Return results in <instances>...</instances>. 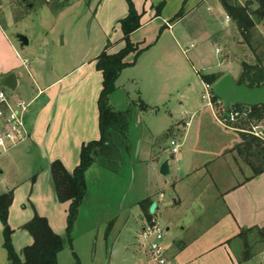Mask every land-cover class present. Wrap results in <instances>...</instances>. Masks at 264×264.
I'll use <instances>...</instances> for the list:
<instances>
[{
    "label": "rangeland",
    "instance_id": "rangeland-1",
    "mask_svg": "<svg viewBox=\"0 0 264 264\" xmlns=\"http://www.w3.org/2000/svg\"><path fill=\"white\" fill-rule=\"evenodd\" d=\"M20 1L0 0V23L25 61V65L18 68L19 87L9 92L14 99L29 103L37 95L38 88L63 77L83 61H91L107 44V53L113 54L109 39L115 40L116 52L125 47L124 41L118 39L122 34L119 27L106 15L105 5L108 0H33L35 7L32 10H27ZM119 1L126 5L125 0ZM247 1L231 0L232 4L241 7H247ZM143 2L136 0V8L140 13ZM258 9L256 2L250 7L251 13ZM96 11L100 12L98 17L95 16ZM226 15L219 13L212 4L205 5L197 14L175 26L173 34L180 47L174 49V46H170L163 58L157 48L146 55L148 58H161L160 65H146L151 71L149 80L161 86L163 99L156 106L159 111L147 112L145 116L138 111L140 119L133 118L134 123L132 121L129 127L130 137L126 141L119 139L123 141L122 145H117L118 148H114L110 156L106 157L111 162L95 167L87 177L88 195L72 233V247L67 246L59 253L58 264H77V258L80 264H157L151 258V262H148L149 249H146L147 255H139L138 259L134 250L130 249V245L137 246L142 225L134 204L142 201L144 195L151 191H155L158 198L164 192L167 204L172 202L175 195L171 188L158 185L154 172L141 165L143 160L148 159L152 148L156 151L160 145L168 148L172 139H178L179 136H171L172 133L168 131L170 125L187 122L197 110L203 111L205 116H211L207 101L203 99L202 76L222 71L238 83L244 63L256 64L259 59L264 61L263 22L259 23L256 16L252 15L256 27L249 43L232 19L226 23ZM106 21L107 26L103 24ZM157 24L162 25L161 22ZM154 26L137 33L132 41L142 42L146 37L147 42L142 46L156 43L161 34L158 31L160 27L156 30L157 25ZM18 34L28 37L27 47L21 45ZM160 39L169 42L173 40L169 35ZM216 39L219 41L216 42ZM168 54L171 55L170 61L167 60ZM156 64L159 65L158 74L154 71ZM138 83V87L127 84L126 93H116L115 110L125 111L132 103L136 109L146 111L138 102V91L140 87L145 88L146 82ZM44 101L45 96H42L30 108L34 111ZM234 109L246 113V117L236 123H228L226 128L240 135L252 136L253 127L260 125L262 119L250 118L252 111L249 109ZM215 113L218 118H225L223 108L216 107ZM193 120L187 128L191 136L218 138L222 134L214 129V125L196 131ZM187 130L184 129L180 136L182 139ZM227 134L226 137L234 136L231 131ZM28 144L0 157V194L13 191L14 199L9 209L8 222L13 231L12 244L21 257L23 249L34 242L24 226L35 215H39L48 220L55 233L65 237L70 206L69 200H60L57 195L47 159L33 146L30 152L25 151ZM180 217L169 208L159 215L158 221L164 230L161 245L165 246V243L170 244L178 239L182 225L178 230L170 222L174 223L175 220L178 226ZM3 230L0 222V264H10L3 246ZM261 240L257 232L247 233L238 246L235 244L241 264H264V250L260 251L264 249V242L260 243ZM250 255L251 258L247 260ZM140 259L142 262H139Z\"/></svg>",
    "mask_w": 264,
    "mask_h": 264
},
{
    "label": "crops",
    "instance_id": "crops-1",
    "mask_svg": "<svg viewBox=\"0 0 264 264\" xmlns=\"http://www.w3.org/2000/svg\"><path fill=\"white\" fill-rule=\"evenodd\" d=\"M107 2L108 4L105 5L106 15L119 27L122 34L118 39L123 41V32L119 21L128 15L127 1L125 6L119 0H108ZM133 2L136 7V0ZM161 3H164V8L158 17L155 8ZM210 4L219 13L226 15L220 0H144L141 13L138 11L142 14V26L131 35V41L137 33L154 25H157L156 30L160 27L158 31L161 37L169 35L173 40L164 41L160 37L156 43L148 46L141 45L147 42L146 37L142 42L135 43L132 41L141 48H146V50L134 66L123 70L117 80V90L110 96V104L114 109L116 93L125 92L129 83L138 87L140 85L138 82H146L145 88L140 87L141 89L138 91L140 94L138 102L147 106L148 109L140 111L135 108L134 119L135 117L140 119L138 111L143 113V116L150 111H159L156 106L163 99L161 86L158 82L153 81L152 83V79L149 80L151 71L146 65L147 63L159 64V59L166 56L165 53L170 50V46H174V49L177 48L179 46L178 39L173 34L175 26L197 14L201 7ZM183 7L185 9L184 16L174 20ZM210 9L211 7L208 8V10ZM99 14L100 12L96 11L95 16L98 17ZM144 16L146 17L145 21ZM159 22L162 23L161 26L157 24ZM226 23L228 22L226 21ZM103 24L107 26V21ZM167 30L169 32L164 33ZM109 41L112 44L113 53H116L115 40L109 39ZM215 41L218 42L219 39ZM156 48L160 49L158 51L162 57L152 56V59L148 58L147 56L153 53L152 51ZM99 54L91 61H83L80 65L70 69L63 77L38 88L37 95L29 102L31 103L30 107H33L34 101L45 96L44 103H41L34 111L29 108L27 113L26 123L29 129V137L25 143L29 144L25 147V151L30 152L32 146L36 148L47 159L50 170L51 165L55 161H59L65 170L72 175L80 164L82 147L101 139L98 102L102 91L103 76L96 69V58ZM169 56L171 55H167L168 61L171 59ZM131 60L132 57L129 61ZM158 64L154 68L156 74L159 70L160 64ZM23 65H25V61L22 60L0 23V78L15 72L18 88L20 77L18 68ZM201 81L204 87L205 83L202 78ZM207 107L210 109L212 117L207 114L205 116L201 110H197L191 116L185 112L186 115L190 116V120L188 119L185 123L178 122L170 125L168 131L172 133L171 136H179L178 139L182 145L179 155L172 154L171 146L164 148L160 145V149L157 151L152 148L148 159H144L141 164L149 171L154 172L158 185L167 189L171 188L175 197L170 204H167L164 192L161 193L163 198H158L155 191H151L146 193L142 199V201L148 200L149 207L146 206L147 204L142 207L140 205L142 201L134 204L139 211L138 220L142 222L137 246L132 247L133 245H130V249L134 250L133 253H136L137 259L144 253L147 255L148 243L143 238L142 233L148 224L147 213H150V207L153 203H156L157 207L154 214L150 213L152 219L158 220L159 215L167 211L168 208L176 216H181L178 226L175 220L174 223L170 222V224H174L178 230L179 226L182 225V233L179 231V237L176 241L170 244L165 243L163 246L167 258L175 264H241V260L237 258L235 244L238 246L242 237L247 232L249 233L248 230L264 229V173L256 177L253 175L251 168L246 165L236 151L237 146L242 142L240 134L224 127L215 113V108L208 105ZM30 109L32 116H30ZM192 120L195 123L196 131L207 125H214V129L222 134L218 138L191 136L188 134L187 128L191 126ZM146 129L149 133V129L147 127ZM184 129L187 131L182 139ZM228 131L234 132V136L226 137ZM98 156L85 175L86 183L87 177L93 173L95 167H101L102 164L111 162L103 154ZM165 161H169L171 175L169 180L160 174V167ZM210 190H212L211 193H209ZM10 191L12 190L8 192ZM80 210L79 214L81 213ZM167 230L169 231L170 227ZM149 258L151 255L147 257L148 262L150 261ZM139 262L142 260L140 259Z\"/></svg>",
    "mask_w": 264,
    "mask_h": 264
},
{
    "label": "trees",
    "instance_id": "trees-1",
    "mask_svg": "<svg viewBox=\"0 0 264 264\" xmlns=\"http://www.w3.org/2000/svg\"><path fill=\"white\" fill-rule=\"evenodd\" d=\"M129 11L128 15L119 21L123 32V41L125 47L120 51L109 54L107 49L109 44L102 50L96 58V69L102 73V91L100 94L98 106L100 113V131L101 139L99 141L90 142L82 147L81 159L79 166L73 174H69L61 162L55 161L51 165V176L54 181L57 195L60 200H69L68 223L66 236L62 237L56 234L49 225L45 217L35 215L28 222L24 229L27 230L34 239L32 245L27 246L22 251V257L16 252L12 244V233L9 226V209L13 203V191L0 195V222L4 227V249L7 251L8 261L10 264H58V255L67 246L72 247V233L78 219L79 210L87 195V183L85 175L89 168L95 163L96 157L103 154L109 157L110 153L118 146L122 145V140L126 141L129 136V127L134 118L135 107L132 104L125 111H116L110 104V96L117 90V80L123 70L136 64L146 48H141L138 44L131 41V35L141 28L142 14L138 12L133 0H126ZM256 2L259 9L251 13L250 7ZM220 3L226 14L236 23L240 34L250 43L252 32L255 30L256 24L252 19V15L256 16L259 23L264 18V0H248L247 7L236 6L231 0H220ZM164 8V3L159 4L155 10L159 17ZM184 7L175 16L174 20H178L184 16ZM132 57L129 61L128 58ZM226 74L219 73L213 75H204L202 80L204 83L214 86ZM244 83L249 88H258L264 85V61L259 59L256 64L244 63L243 71L238 82ZM216 100L218 98L215 97ZM144 110L147 106L140 104ZM234 107H244L235 105ZM250 118L261 120L264 118V106L251 107ZM242 142L237 146L238 155L249 166L256 177L264 173V142L248 135H240ZM119 139H122L120 142ZM118 145V146H117ZM106 154V155H105ZM113 154V153H112ZM147 204V205H146ZM142 207H149L148 200L140 203ZM147 221H152V215L147 213ZM249 233L257 232L264 242V229H251ZM248 233V232H247ZM246 233V234H247ZM251 255L247 257V260ZM77 264L79 260L77 258Z\"/></svg>",
    "mask_w": 264,
    "mask_h": 264
},
{
    "label": "built area",
    "instance_id": "built-area-1",
    "mask_svg": "<svg viewBox=\"0 0 264 264\" xmlns=\"http://www.w3.org/2000/svg\"><path fill=\"white\" fill-rule=\"evenodd\" d=\"M226 19L227 22L231 20L228 15H226ZM217 51L219 52V50ZM9 92L11 91L8 89L0 88V157L23 145L29 137L26 116L31 103L14 99ZM203 99L207 101V105L211 108H223L225 118H219V120L225 127L228 126V123H236L246 117V113L243 114L238 109H234V106L225 108L222 101L216 100L213 86L210 84H204ZM241 108L251 110L249 107ZM251 134L264 142V118L261 120L260 125L253 127ZM170 145L172 154H178L182 146L180 140L172 139ZM161 198H163V194ZM142 236L148 243V249L153 261L157 264H175L167 258L165 249L161 245L164 239V230L158 220L152 219L144 228Z\"/></svg>",
    "mask_w": 264,
    "mask_h": 264
},
{
    "label": "water",
    "instance_id": "water-1",
    "mask_svg": "<svg viewBox=\"0 0 264 264\" xmlns=\"http://www.w3.org/2000/svg\"><path fill=\"white\" fill-rule=\"evenodd\" d=\"M20 3L25 6L27 10H32L35 7L33 0H21ZM264 24V18H263ZM23 47L29 45V39L23 34L17 35ZM18 86L17 74L12 72L0 78V88H5L11 92L16 91ZM213 93L224 104L225 108L235 105L244 107L264 106V85L258 88H249L244 83H237L230 75L224 76L218 83L213 86ZM29 132V129H28ZM160 174L166 179H170L169 161H165L160 167ZM156 203L150 207V213L154 214L156 210Z\"/></svg>",
    "mask_w": 264,
    "mask_h": 264
}]
</instances>
